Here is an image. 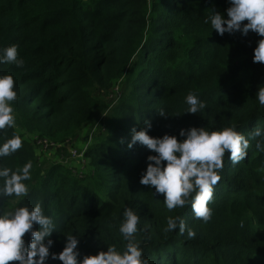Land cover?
<instances>
[{"label":"trees","instance_id":"obj_1","mask_svg":"<svg viewBox=\"0 0 264 264\" xmlns=\"http://www.w3.org/2000/svg\"><path fill=\"white\" fill-rule=\"evenodd\" d=\"M227 7L226 0H0V49L15 44L24 61L22 68L0 64V74H11L17 89L15 127L0 130V142L13 132L23 141L0 164L16 170L32 162L27 195L4 198L0 208L40 202L53 218L50 254L59 253L72 234L82 255L108 245L122 251L118 228L127 206L141 217L135 239L148 264H264L260 137L249 140L239 163L225 154L207 223L193 217L190 205L169 211L162 195L140 185L150 153L140 145L127 147L131 130L139 131L145 120L152 123V136L189 126L235 125L246 137L255 127L264 130V105L255 99L264 85V64L252 62L261 37L251 31L220 36L205 23L211 12ZM116 85L121 94L106 111L105 99ZM189 91L205 109L186 113ZM103 113L107 130L85 152V176L56 164L41 170L39 144H55L63 155L61 145ZM174 216L196 235L188 238L187 229L183 235L163 232Z\"/></svg>","mask_w":264,"mask_h":264},{"label":"clouds","instance_id":"obj_2","mask_svg":"<svg viewBox=\"0 0 264 264\" xmlns=\"http://www.w3.org/2000/svg\"><path fill=\"white\" fill-rule=\"evenodd\" d=\"M226 3L228 7L223 13L211 12L205 23L210 22L212 31L220 36L239 32L246 37L251 31L261 37L253 48L252 62L264 64V0H226ZM6 63L23 67L24 61L18 57L17 45L0 49V64ZM16 98L13 76L0 74V130L15 127L13 102ZM255 99L264 105V85L257 89ZM185 103L189 114H196L206 107L191 91L185 96ZM158 115L167 117L163 110ZM144 125L139 131L131 130L127 144L129 149L135 145L143 146L150 153L139 174V184L152 190L153 195H162L163 205L169 211L190 205L193 217L202 223H207L212 217V209L208 205L213 198L214 186L220 180L225 154L232 164L239 163L246 157L249 140L253 137L261 138L257 140L256 148L264 151V130L260 127L253 128L247 137L235 125L213 130L189 126L180 128L178 134L152 136L149 134L151 121L145 120ZM22 144V137L13 132L0 142V159L17 152ZM31 169L30 160L16 170L0 164V200L26 196L29 188L25 181L30 180ZM140 219L135 209L124 208L118 228L125 241L122 251L115 245H108L106 251L82 255L78 248L79 238L72 234L65 236L59 253L50 254L54 244L50 238L54 232L53 218L51 214H45L40 202L31 207L20 205L12 210L0 208V264H47L49 259L61 264H148L140 243L135 239ZM186 229L188 238L196 235L181 216H174L167 218L162 231L178 230V234L183 235Z\"/></svg>","mask_w":264,"mask_h":264},{"label":"rangeland","instance_id":"obj_3","mask_svg":"<svg viewBox=\"0 0 264 264\" xmlns=\"http://www.w3.org/2000/svg\"><path fill=\"white\" fill-rule=\"evenodd\" d=\"M113 92V94L108 95L105 99L106 111H109L112 105L117 102L121 94V86L116 85ZM107 118V113H103L100 118L95 116L93 122L84 131L66 144L61 145V147L65 148V154L63 155L55 144H39L36 154L41 170L45 172L48 170L49 165L56 164L68 167L76 174L85 176L89 170V165L85 160V152L95 141L102 138L101 136L105 134L107 130Z\"/></svg>","mask_w":264,"mask_h":264}]
</instances>
